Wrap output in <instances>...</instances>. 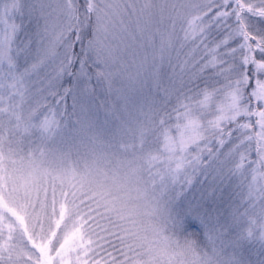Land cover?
<instances>
[{
	"label": "snow or ice",
	"instance_id": "6c2138e0",
	"mask_svg": "<svg viewBox=\"0 0 264 264\" xmlns=\"http://www.w3.org/2000/svg\"><path fill=\"white\" fill-rule=\"evenodd\" d=\"M0 264H264V0H0Z\"/></svg>",
	"mask_w": 264,
	"mask_h": 264
}]
</instances>
